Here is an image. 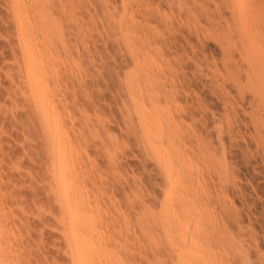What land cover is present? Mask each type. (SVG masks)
Listing matches in <instances>:
<instances>
[{
  "label": "rangeland",
  "instance_id": "1",
  "mask_svg": "<svg viewBox=\"0 0 264 264\" xmlns=\"http://www.w3.org/2000/svg\"><path fill=\"white\" fill-rule=\"evenodd\" d=\"M72 1L67 0L66 4L65 0L63 4L58 0H47L53 15L55 14L56 18L60 15L58 19L64 38L60 37L54 45L55 54L62 53L57 55L59 58L53 64L54 68L55 65L58 67V69L55 68L58 71L57 74H50L54 77L51 76L47 93L48 95L52 93L50 98L54 101V106L56 105L57 120L60 122V130L62 129L60 135L64 133L63 138L70 139L71 141L68 140V142L76 144L74 147L78 152L80 151L79 153L75 151L74 158L75 161L77 160L75 163L79 164L76 166L81 168L76 167L77 170L75 169L74 172H77L71 183L78 182L79 187H83L85 203L91 205L96 198V201L98 200L96 204L100 208L97 213L103 214L105 221L106 219L113 221L114 230L120 226L116 230L117 233L120 230L124 234V242H131V248H129L133 252L132 255L129 253L124 256L120 252L117 255L120 257H115L111 264H264V83L231 78L208 81L210 78L206 77L208 70L207 65L205 67L206 62L200 59L206 60L207 56L208 59L211 58L209 61L213 57L220 59L217 43L211 38H207L211 51H206L204 55L206 57L200 58V56L197 57L199 60L196 59L197 62H202L204 68L203 65H201L202 68L196 66L198 68L196 70L195 63L182 58L183 62L187 60L186 64L192 66L187 67L184 64L186 67H180V69L183 68L181 70H185L184 73L188 72V76L198 72L200 78H196L197 74L196 76L192 74L189 78L185 73L186 79H180L184 73L181 71L183 74H178L177 71L180 70L175 69L174 72L178 74L176 80L152 82V80L141 79L139 75L143 72V68L139 64L142 65L140 60L141 52H143L144 23L147 19L145 4H143L145 1ZM215 1L211 0V3ZM258 1L262 3L263 8L260 11L245 12L243 16L246 21H264V0ZM21 2L29 5V0H21ZM69 5L74 12L71 13ZM165 11L170 14H168V17L171 16L169 19L173 20L169 21L162 10L165 15L164 20L176 22L178 11L171 12L167 8ZM17 30L12 0H0V190L3 194L0 204L6 210H4L6 218L9 216L8 219L12 223L5 237L10 233V241L7 242L13 245L12 255L8 256L9 253L6 258L8 264H28L29 262L31 264H73L66 233L60 222L61 210L54 189L55 178L52 155L46 141L47 133L31 98L24 52L20 45V33ZM183 51H179L177 55L180 56ZM212 52L216 55L212 54V56ZM177 58L180 59L176 57L171 60L173 62L166 64H176ZM61 63H63L62 66H60ZM193 69H195L194 72ZM139 103L144 107H140ZM138 110L146 112L144 114L162 118L163 122H166L164 125L167 130L165 129L161 135L150 131L151 133L147 132L144 137V133L135 121ZM125 117L129 119V124L134 122L135 129L139 128L140 133L137 132L138 129L134 130V133L127 132V124L124 126ZM110 138L113 142H117V145L114 146L115 143H111ZM102 141H106L105 147ZM109 151L112 154L114 152L117 158L119 157L112 163L109 162ZM169 162L173 164V166L171 164L172 170H170ZM223 168L226 170L224 171ZM169 174L171 175L168 176ZM171 181L174 185H172L173 192L172 190L170 192L172 195L169 197L166 193L168 188H171L169 183ZM182 188L187 190L186 194L189 196L191 194L190 197L193 196L192 199L197 201L193 208L190 205V209L185 211L189 218L198 219L206 225L205 227H210L215 221L220 225L225 224L222 225V229L221 227L216 229L217 231H207V236L203 235L205 238L200 235L206 232L202 233L203 230H200L199 239H197L200 240L202 237L201 241H203L208 238V241H213L214 245L227 235L232 243L230 248L225 244L226 247L222 246L221 249L214 246L215 255L205 257H194L190 251L186 255L183 254V257H179L168 249L169 246L166 245L168 241L164 238V230L160 225L161 213L167 206L170 208L181 199L184 193ZM95 192H97L96 196ZM35 200H38L37 203ZM93 212L96 213V211ZM208 234H212L210 240Z\"/></svg>",
  "mask_w": 264,
  "mask_h": 264
},
{
  "label": "bare ground",
  "instance_id": "2",
  "mask_svg": "<svg viewBox=\"0 0 264 264\" xmlns=\"http://www.w3.org/2000/svg\"><path fill=\"white\" fill-rule=\"evenodd\" d=\"M48 1H50V0H48ZM143 1H145V3H143V4H145L144 9L146 8L145 9L146 10V14L145 13L144 14L147 15V19H145L146 22L144 23L145 24V27H144V33H143V46H142V49H143L142 51L143 52H141V54H142V57H141L142 59L141 60L142 61L140 60V62H142L141 63L142 65L139 64V66H142V68H143V72L141 71L142 73L140 75L138 74L141 79H145V80H148V81H151L152 80V82L153 81L154 82H167V80H169V79H175V78L177 79V75L179 73H181V71H183L181 69H183L184 67H186V65H187V67L188 66H192V65L186 64L187 63V60H191L193 62V64L195 63V68H196V66L198 68H202V66H201V65H203L202 62L203 61L206 62L205 67L207 65L206 68L208 69L207 72H206V77H209L210 78V80H208V81H213V80L220 81L222 79L231 78V79H236V80H247L249 82H263L264 83V21H260V20H258V21H256V20L255 21H246L244 19V16H243L245 14V12H247V11H257V10L260 11L263 8L262 3L260 1H258V0H216L214 3L213 2L211 3V0H143ZM58 2L64 4L65 0H58ZM25 4L26 3L25 2H21V0H12V5H14L15 18L17 20V26H18V30H19V33H20V41H21L20 42L21 43L20 45L22 46V50L24 52V55L23 56H24V62H25V66H26V71H27V74H28V81H29V89H30L31 98H32V101L34 102V104L36 106V110L39 113V117L41 119L42 126L46 130V133H47L46 134L47 140L46 139L45 140L48 143V147H49V150H50L49 152H51L50 155H52L51 158H52L54 178H55V188L54 189H55V192H56V193L55 192L54 193L57 196V201H58L59 206H60V210H61V216H60V220L61 221L60 222H62L63 227H64V230H65V233H66L65 236H66L67 241H68V246H69V250H70L72 262H73V264H111V261L113 262V259L115 257H120V256H117L118 254H120V252H121V255L124 254V256L125 255H128L129 253L132 255L133 252H131V249H130L131 248V246H130V243L131 242H128V243L124 242V238L125 237H124L123 232H120V230H119V233H117L116 230H118L120 228V226L117 227L118 229L114 230L115 229L114 222L111 221V220H108V221H110V223H109L107 221V219L105 221L104 220L105 218L102 216L103 214L101 215L100 212L97 213L100 210V208H99V205L96 204V203H98L97 202L98 200L96 201V198H95V200L93 199L95 202L93 201V204L91 203V205L89 203H85L86 200H85V202L83 200L84 199L83 198V192H85V191H83V187L80 186V187H82L80 189L78 182L77 183L75 182L76 184L75 183H71V180H72L73 176L77 172V171L74 172L75 169L77 170V168H79V169L81 168V167H77L79 164L77 165L75 163V162H77V160L75 161V158H74L75 151L78 152V150L74 147V145H76V144H73L71 142H68V140L71 141L70 139L66 140L65 137H64L65 139L63 138L62 135L64 133L62 135H60L62 129L60 130V124H59L60 122L57 120V117L58 116L56 114L57 112H55V110H56L55 109V106L56 105L54 106V101L50 98L51 97L50 95L52 93L50 95H48V93H47V90L50 88V81H51V78H52L51 76H53L54 73L57 74V71H58V70L55 69V68L58 69V67L55 65V68H54V65L53 64H54V62L56 60H58V58H59L58 56L62 53L60 50L62 48L61 46L63 44V41H62V44L60 46L61 47L60 50L58 49L61 53H59V55H58V53L55 54L56 52H54L55 42H58L60 40L59 39L60 37H61V39L63 38L62 37V33H61L62 32V27L60 26V21L58 19L60 17V15L59 16L57 15V18L55 17V14L53 15V12L51 11L50 6H49V3L47 2V0H29V5L28 4L25 5ZM66 4H67V0H66ZM57 5H58V3H57ZM58 7H59V5H58ZM60 7H62V6H60ZM63 7L65 8V5ZM69 7H70V5H69ZM164 7H166L171 12H173L174 10H177L178 11L177 17H176V15L174 13V17H176V22H173V21L172 22H167L168 19L171 16L168 17V14L169 13L168 14L165 13L166 12L165 11L166 8L163 9ZM12 10H13V8H12ZM70 10H71V13H72V11L74 9L72 10L71 7H70ZM162 10H163L164 14H166V17H168L167 20H164L165 15L162 13ZM55 12H56V10H55ZM63 14H64V12H63ZM171 15H173V13H171ZM152 17H154V18H152ZM145 18H146V16H145ZM171 20H173V19H171ZM171 20L169 19V21H171ZM76 22H77V20H76ZM72 24L74 25V23H72ZM62 25H63V23H62ZM76 27H78V26H76ZM69 33H72V32H69ZM193 34H195V37H193ZM72 35H74V34H72ZM207 38L208 39L211 38V39H213L215 41V43H217L216 46H217V48L220 51L219 52L220 53V56H219L220 59H216L218 57H216L214 59V57H213V59L211 61H209L211 58L209 57L210 59H208V56L207 57L204 56L205 53L208 52V50L211 51V49H210L211 48L210 47V43L209 44L207 43L208 42ZM211 39H210V41H211ZM68 40H69V38H68ZM56 44H58V43H56ZM65 44H66V42H65ZM179 49H181V50H179ZM58 50H57V52H58ZM182 50H184V51H183V54L180 55L182 57H180L177 54H178L179 51L182 52ZM214 50H216V49H214ZM212 54H215V53L212 52L211 55ZM64 55H65V52H64ZM176 57H179L180 58L179 60L177 58L178 61L176 62V64H174V65L173 64L172 65H167L166 64V63H169L171 60L175 59ZM197 57H200V58L206 57V60H204L205 58H202V59H200V61L203 60L202 62H197L196 59L199 60V58H197ZM182 58L187 59L186 62H183L184 60H182ZM216 60L217 61L220 60V61L217 62ZM61 61H62V59H61ZM171 62H173V61H171ZM219 62H220V64H219ZM63 63H61L60 66H62ZM71 64H72V62H71ZM184 64H186V65L184 66ZM136 65H138V64H136ZM64 66H65V63H64ZM69 67H71V66L69 65ZM180 67H183V68L180 69ZM198 68H196V70ZM203 68H204V65H203ZM175 69L176 70H178V69L180 70V71H177L178 74H176L177 72H174V71H176ZM194 70L195 69H193V72H194ZM199 70H201V69H199ZM184 71H183V73H184ZM195 72H197V71H195ZM183 73H181V74H183ZM185 73L182 75V77L179 76L180 79L181 78L186 79L185 76H186V74L188 72L186 74ZM27 74H26V76H27ZM50 74H53V75H50ZM188 74H187V76H188ZM192 74L193 73H191L190 75H192ZM196 74H195V76H196ZM70 76H73V75H70ZM203 76H205L204 73H203ZM179 77H178V79H179ZM188 77H187V80H188ZM197 77L200 78L201 76L197 74L196 78ZM55 78H57V76H55ZM203 78L204 77H202V79ZM61 79H63V78H61ZM205 79H207V78H205ZM137 80H139V79H137ZM62 82H63V80H62ZM131 87H132V85H131ZM132 90H133V88L131 89V91ZM139 91H138V93H139ZM141 94L142 93H140V96H142ZM132 99H134V98H132ZM136 99H138V98H136ZM133 102H135V100ZM62 103H65V102H62ZM139 104H140V107H144L141 103H139ZM59 112H60V110H59ZM144 113H146V112H144ZM144 113L140 110L138 112V114H136L137 116H136V120H135L136 123H137L136 125H138V127H140L141 132L144 133V137H145V134L147 132H150V131L151 132L155 131V134L157 132V134L159 133L161 135L164 132L165 129L167 130V128H165V125H164L166 122L164 123L162 118H159L157 116H152L150 114L149 115L148 114H144ZM61 116H62V113H61ZM85 120H86V118H85ZM31 121H33V120H31ZM76 121H78V120H76ZM124 121H125L124 126L127 124L126 130H127V132H129V134L131 133V131H133V133H134V130H137V129L139 130V128L135 129L136 125L133 124L134 122H132L131 124H129V119L128 118L126 119V117H125ZM164 121H165V119H164ZM100 123H102V122H100ZM99 126H100V124H99ZM99 126H98V128H99ZM105 126H106V124H105ZM94 128L96 130V127H94ZM124 129H125V127H124ZM110 130H111V128H110ZM140 130L137 131V132L140 133ZM106 132H108V131H106ZM66 134H67V132H66ZM67 135H65V136L67 137ZM100 135H101V133H100ZM130 136L131 135H129V137ZM147 136H149V135L147 134ZM171 137H169V138L171 139ZM74 139H75V137H74ZM172 139H174V138H172ZM110 140L112 141L111 143H115L116 137H115V141L114 142H113V139L110 138ZM173 142H175V141H173ZM74 143H76V142H74ZM116 143L113 144V145L114 146L117 145ZM138 144H139V142H138ZM168 144H169V142H168ZM102 145H103V147H105L106 146V141H102ZM89 146H90V142H89ZM91 147L93 148V146H91ZM151 147H153V146L151 145ZM175 147H176V145H175ZM164 152H165V150H164ZM108 154H109L108 155L109 156V162H111V163L114 162L115 159L117 158L116 157V154L114 152L112 154L110 151H109ZM168 154H169V152H168ZM105 155H107V154H105ZM152 155L154 156V154H152ZM132 156H133V154H132ZM177 156H180V155H177ZM177 156H175V157H177ZM79 157H80V155H79ZM79 159H81V158H79ZM167 159H165V160H167ZM172 159H173V156H172ZM158 160L160 161V159H158ZM169 160H170V158H169ZM94 161H96V160H94ZM184 161H185V159H184ZM116 163H117V161H116ZM165 163H166V161H165ZM169 163H167V165H169ZM172 163H173V161H172ZM172 163H170V165H169V167L171 168L170 170H172V167H171V164ZM163 164H164V162H163ZM172 166H173V164H172ZM162 167H164V166H162ZM88 168L90 169V167H88ZM113 169H114V167H113ZM163 169H165V168H163ZM20 170H22V169H20ZM170 170H169V172H170ZM225 170L226 169H224V171ZM88 173H90V172H88ZM170 175L171 174H169L168 176H170ZM178 178H179V176H178ZM224 178H226V177H224ZM107 179H108V176H107ZM122 179H124V178H122ZM90 181H91V179H90ZM196 181H197V179H196ZM169 183H170L171 188L170 187L168 188V190H167L168 193H166V195L168 194L169 197H170V195H172V193H170L171 190L173 192V186L172 185H174L173 184L174 182L171 181ZM180 183H181V181H180ZM80 184H81V182H80ZM125 184H126V182H125ZM81 185H83V184H81ZM191 186H193V184ZM196 186H198V185H196ZM184 188H185V186H184ZM184 188H182V189H184ZM90 189H91V187H90ZM182 192H184V193L181 195V199L178 202H175V204H172L170 208H167L168 207L167 206L165 209L162 210L163 213H161V216H162L161 219L162 220L160 221L161 222L160 225L163 228L162 230H164V238H167L168 244L166 242V245L169 246L168 249H171L174 252V254H176L179 257H181V256L183 257V254L186 255L189 251L192 252V254L194 255V257L195 256L196 257H205L207 255L210 256L211 254H214L215 255V247L214 246L219 247V248L220 247L223 248L222 246L226 247L228 245L227 247H229L232 243H231V240H230L229 236H227V235L223 236L221 238V240H219L217 242V244L214 243V245H213V241L212 242L211 241H208V238H206L205 240L201 241V239H202V237H201L200 240H198L199 239L198 238V234L200 233V230H203L202 233L203 232H206L205 234H202L200 236H203V235L204 236H207L206 235L207 234V231L209 232V230H216V229L218 230V229H220V227L222 229V227H223L222 225H225V224L220 225V224H217L216 221H215V223H213V220L211 219L213 224L211 223L212 225L210 227H205L206 225H203V223H201L200 221H198L197 218H196L197 220H193V219L189 218L185 214V211H187V209H190V205L192 206L191 208H193L195 206V203L197 201H195V200L192 199L193 196L190 197L191 194H190V196H189V194H186L187 190L184 189ZM96 193L97 192H95L94 195ZM190 193H191V191H190ZM202 193H203V191H202ZM2 195L3 194L1 193V190H0V200H3ZM205 200H206V197H205ZM37 201H36V203H37ZM111 202H112V200H111ZM192 203H194V204L192 205ZM3 204H5V203H3ZM13 206H14V204H13ZM89 206H91V207H89ZM4 210H5L4 209V206H2L0 204V264H8V262H7L8 259L6 257L11 256L12 255L11 252L13 251L12 250V246L13 245L11 246L10 242H7L8 240L10 241V237H9V234L10 233L8 235H6V237H5V233L7 234L8 231L11 229V224L12 223H10V221L8 219L9 216H8V218H6L7 215L5 216ZM106 210H107V208H106ZM93 211H96V213H94ZM137 213L139 214V212H137ZM152 214H153V212H152ZM218 214H216V215H218ZM224 214H226V213H224ZM147 216H146V219H147ZM158 216H160V215H158ZM110 217H112V216H110ZM144 218H145V216H144ZM226 218H227V216H226ZM101 219H103L104 221L103 220L101 221ZM217 219H220V218H217ZM114 220H116V219H114ZM231 220H233V219H231ZM152 222H153L152 224H154V221H152ZM126 223H128V222H126ZM12 227H14V225ZM16 231H17V229H16ZM35 232H36V228H35ZM225 232H227V231H225ZM220 233H221V231H220ZM231 233H229V234L232 237ZM132 235H133V233H132ZM211 235L208 234L209 240L212 238ZM214 235H216V234H214ZM239 245H238V247H239ZM20 246H22V245L20 244ZM238 247H236V248H238ZM166 248H167V246H166ZM231 249H233V248H231ZM24 251L25 250H23V252ZM140 251H141V249H140ZM234 251L236 252V250H234ZM20 253H21V251H20ZM158 253H160V251H158ZM192 254H191V256H192ZM140 257L142 258V256H140ZM21 258H22V256H21ZM160 258H162V257H160ZM160 258H158V259H160ZM33 259H34V257H33ZM201 259H203V258H201ZM143 260H144V258H143ZM260 260H261V258H260Z\"/></svg>",
  "mask_w": 264,
  "mask_h": 264
}]
</instances>
